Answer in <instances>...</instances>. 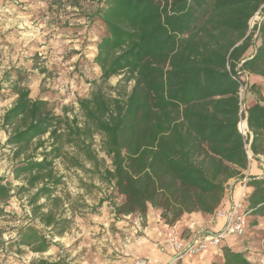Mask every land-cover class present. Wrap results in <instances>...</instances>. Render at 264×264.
<instances>
[{
  "label": "trees",
  "instance_id": "16d2710c",
  "mask_svg": "<svg viewBox=\"0 0 264 264\" xmlns=\"http://www.w3.org/2000/svg\"><path fill=\"white\" fill-rule=\"evenodd\" d=\"M261 11L264 0H98L89 20L102 30L93 59L101 84L79 100L82 119L33 99L22 75L11 84L16 100L1 127L16 160L14 180L22 185L15 193L11 181H0V217L14 196L30 194L32 222L43 228L26 224L7 242L0 234V250L46 253L53 237L67 231L69 218L55 208L63 183L55 161L64 158L86 169L83 157L124 198L115 206L117 218L146 220L155 209L175 226L188 214H214L227 183L249 168L245 144L254 159L264 157L262 86L248 83L257 101L241 112L245 81L238 74L264 79V19L250 28ZM114 77L122 78L111 87ZM96 135L106 158L93 149ZM248 186L246 211L264 219V176ZM257 224L250 222L247 236ZM217 251L220 260L212 264H259L226 245Z\"/></svg>",
  "mask_w": 264,
  "mask_h": 264
},
{
  "label": "rangeland",
  "instance_id": "374dc122",
  "mask_svg": "<svg viewBox=\"0 0 264 264\" xmlns=\"http://www.w3.org/2000/svg\"><path fill=\"white\" fill-rule=\"evenodd\" d=\"M97 8L98 0H0V181H11L15 193L22 181L14 180L16 160L7 145V132L1 127L5 112L16 100L11 84L22 75V84L30 89L33 99L50 101L57 115L67 113L82 119L79 100L88 98L101 84L100 69L93 59L102 30L89 20ZM263 19L264 11L257 13L250 28ZM121 78H112L108 85L115 87ZM93 149L100 159L106 158L100 135L95 136ZM80 161L86 169L73 168L69 159L55 161L56 173L63 177L56 193L62 203L55 208L69 218L67 231L53 237L54 247L46 253L24 248L18 255L10 248L0 250V264H34L39 260L113 264L117 259L115 248L122 239L117 223L125 217H116L115 206L124 198L92 173V163L83 157ZM29 196L16 195L5 206V214L0 217L4 241L15 239L26 224L43 228L32 222ZM261 233L260 229L256 234L258 240L263 238ZM47 234L51 238L49 231Z\"/></svg>",
  "mask_w": 264,
  "mask_h": 264
},
{
  "label": "crops",
  "instance_id": "0c3cea01",
  "mask_svg": "<svg viewBox=\"0 0 264 264\" xmlns=\"http://www.w3.org/2000/svg\"><path fill=\"white\" fill-rule=\"evenodd\" d=\"M248 83L258 84L262 86V97L264 104V79L258 76H248ZM249 95V97H248ZM256 97L247 92L245 97V108L256 103ZM247 125V124H246ZM243 174H249L251 178H260L264 176V160L254 159L250 168L243 171ZM242 190L241 183L237 179H232L227 183L226 196L222 207L229 208L234 200H236ZM250 188L249 192L252 193ZM258 221L250 229V233L244 239L230 237L224 242V246H228L237 252H245L250 260L260 262L264 256V219L258 216L250 217V222ZM224 221L214 214L193 213L185 215L175 226L180 229L183 236L187 240L199 238L206 232L219 230ZM117 227L122 235L117 251L118 257L113 264H134L138 259H146L147 264H171L173 260L172 254H162L154 246L157 242L164 240L167 232V224L161 218V211L150 209L146 220L140 217L129 216L117 223ZM261 229L262 240H258V231ZM259 235V234H258ZM217 250H209L204 254L187 258L178 264H212L220 260L216 257Z\"/></svg>",
  "mask_w": 264,
  "mask_h": 264
},
{
  "label": "built area",
  "instance_id": "2783aa9c",
  "mask_svg": "<svg viewBox=\"0 0 264 264\" xmlns=\"http://www.w3.org/2000/svg\"><path fill=\"white\" fill-rule=\"evenodd\" d=\"M238 74L242 75V79L245 81V85H242L240 89L241 112H245V97L248 92V81L246 78L249 75L246 72H239ZM241 122H246V120H242ZM240 131L245 137H248V127L245 131H242L241 129ZM245 149L250 168V164L254 160V155L251 152L250 145L248 143L245 144ZM258 158L264 160L263 156H258ZM237 180L242 186L239 197L233 201L229 208L221 206L216 211L217 217L224 221L223 226L219 230L206 232L194 240H187L184 238L180 229L176 226L167 225V232L164 240L162 242L155 243L154 246L162 254L173 255L174 258L171 264H178L184 259L200 256L211 249L218 250L230 237L239 239L247 236L250 226V213L246 211L245 200L250 194L248 182L251 180V176L249 174H242V176ZM134 264H147V260L143 258L138 259L134 262ZM259 264H264V256L260 259Z\"/></svg>",
  "mask_w": 264,
  "mask_h": 264
},
{
  "label": "bare ground",
  "instance_id": "6f19581e",
  "mask_svg": "<svg viewBox=\"0 0 264 264\" xmlns=\"http://www.w3.org/2000/svg\"><path fill=\"white\" fill-rule=\"evenodd\" d=\"M240 128H241V130L243 131V124H242V123L240 124Z\"/></svg>",
  "mask_w": 264,
  "mask_h": 264
}]
</instances>
